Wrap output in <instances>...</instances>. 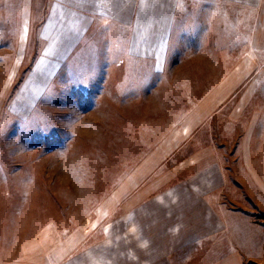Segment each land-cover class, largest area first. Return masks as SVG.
<instances>
[{
    "label": "rangeland",
    "instance_id": "374dc122",
    "mask_svg": "<svg viewBox=\"0 0 264 264\" xmlns=\"http://www.w3.org/2000/svg\"><path fill=\"white\" fill-rule=\"evenodd\" d=\"M174 1L165 43H143L135 0H0V262L216 264L227 247L264 264V200L222 192L241 213L226 234L182 197L198 210L209 174L247 168L231 114L253 74L209 97L245 57L264 63V3ZM64 3L93 18L82 43L42 40Z\"/></svg>",
    "mask_w": 264,
    "mask_h": 264
},
{
    "label": "crops",
    "instance_id": "0c3cea01",
    "mask_svg": "<svg viewBox=\"0 0 264 264\" xmlns=\"http://www.w3.org/2000/svg\"><path fill=\"white\" fill-rule=\"evenodd\" d=\"M259 1H261L262 4L264 3V0ZM174 2V0H138V2L135 0L134 12H136L134 20L138 29L143 31V43H152V41L165 43L169 33L168 17L175 14V9L173 8V5H175ZM156 5L162 7V13H160L158 18L153 20L148 19L147 21L146 15H149L148 13L153 11V9H155L153 6ZM62 8V11L61 9L55 11L57 9L53 8V11H49L47 14V18L42 25V40L46 43H82L92 24L93 18L79 7L75 8L74 6L65 5L64 3ZM58 14L62 17V20L53 17ZM21 30L24 29L21 28ZM139 35L140 33H135V36L133 35L135 41L139 38ZM21 38L22 36H19L17 41L21 42ZM129 41H127V43ZM247 58L248 57H245L243 61L240 62L239 67H237L235 71H230L226 74L224 84L222 83L224 88L223 94L220 93L221 90L217 92H215V90L214 95L209 97V99L213 98L212 100L214 102L219 95H223V104L226 105L227 99L232 97L238 83H241L253 74L252 78L249 80L250 83L246 91L240 94L239 103L235 104L231 114L232 120H238L241 123L245 122L243 120L246 116L247 124H243L241 127L236 143H238V147L242 150L241 159L245 161L247 168L244 170L242 166L237 170L233 169L235 172V181H232V183L229 180L227 168L222 170L216 169L213 174H209V184L205 192L212 191V194L203 198V206L198 210L194 208L198 205V201L195 200L196 196H191L194 192H197V190L188 189L187 194H182L183 198L188 199L185 201L192 205L191 208L193 210L190 218H196L204 223L212 221L217 229L222 228L221 231H224L226 234L229 233L230 229L234 228L232 225V217H237L241 213L237 210L227 209L226 204L221 200V197H223L222 192L225 194L228 191L230 192L231 185V190L233 191L250 192L254 194L253 197H255L257 201L264 200V100L261 99V96H264V63L257 59L252 61V59ZM254 98L255 104L253 105ZM212 100L209 102H212ZM219 103L220 102H217L216 105H219ZM236 111L237 114L235 113ZM255 146L258 148V152H253L251 150ZM195 157H199V153H195ZM196 176L200 175H193V177H191L192 183L201 181V179ZM196 187L200 188L199 185ZM196 211L197 215L195 216L194 214ZM185 215V212L180 213L179 224ZM192 222L194 221H190V223L187 221V224H191ZM216 222L218 224H216ZM236 229L239 228L236 227ZM181 231L182 230L179 231V242L181 241V244H183V240L187 238L189 230H185L184 232ZM194 237L198 238L202 237V235L196 234ZM215 244L220 246L222 243ZM184 245L185 243L182 247ZM226 249L227 251L219 254L221 259L217 260L216 264H232V262H234V260L231 259L232 257L237 261L239 257L238 252H232L231 249L227 247ZM226 252H230L231 255L226 257ZM181 255L183 256L184 254L181 253ZM23 260L24 259L10 261L11 263L2 261L0 264H23Z\"/></svg>",
    "mask_w": 264,
    "mask_h": 264
}]
</instances>
